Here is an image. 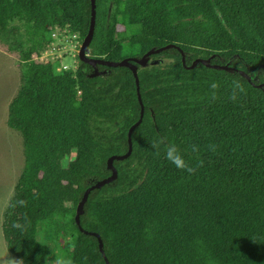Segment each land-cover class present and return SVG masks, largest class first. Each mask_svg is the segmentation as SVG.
Masks as SVG:
<instances>
[{
	"label": "trees",
	"instance_id": "16d2710c",
	"mask_svg": "<svg viewBox=\"0 0 264 264\" xmlns=\"http://www.w3.org/2000/svg\"><path fill=\"white\" fill-rule=\"evenodd\" d=\"M95 10L90 57L168 47L135 63L142 120L130 155L113 161L116 179L88 194L81 226L100 234L109 264H264V0H95ZM90 18L91 0H0V40L23 69L6 120L22 137L23 167L2 235L24 264H52L47 241L60 236L74 264H104L74 216L85 188L111 173L109 156L127 151L140 115L135 77L126 66L79 60L56 71L31 58L48 27L82 41ZM233 81L245 89L236 100ZM160 140L195 174L169 162L163 145L156 155ZM18 199L27 206L12 208ZM25 217L23 232L12 226Z\"/></svg>",
	"mask_w": 264,
	"mask_h": 264
},
{
	"label": "rangeland",
	"instance_id": "374dc122",
	"mask_svg": "<svg viewBox=\"0 0 264 264\" xmlns=\"http://www.w3.org/2000/svg\"><path fill=\"white\" fill-rule=\"evenodd\" d=\"M48 35L50 36L49 32ZM78 40L79 42L72 50L62 48L63 43L56 41L58 43L56 54L61 55L59 59L62 58L63 62L70 65L74 64L75 68L79 62L78 54L82 43L79 36ZM22 74V63L19 60L18 53L9 50L7 45L0 40V264H5L8 256L16 258L6 248L2 235V219L3 211L8 204L15 182L23 167L22 137L17 130L10 128L6 123L8 104L23 81ZM46 229V225L41 224L39 233L44 238H47ZM47 242L53 253L52 259L56 255H66L68 249H70L68 245H71L68 236L48 239Z\"/></svg>",
	"mask_w": 264,
	"mask_h": 264
},
{
	"label": "water",
	"instance_id": "95a60500",
	"mask_svg": "<svg viewBox=\"0 0 264 264\" xmlns=\"http://www.w3.org/2000/svg\"><path fill=\"white\" fill-rule=\"evenodd\" d=\"M95 17H96V10H95V0H91V18H90V24H89V29L87 34L85 35V37L82 40L81 43V47L79 50V60L85 63H88L92 66L96 65V64H103L106 66H126L128 67L134 77H135V82H136V88H137V98L138 101L140 103V115L139 118L136 122H134L128 129L127 132V141H128V148L127 151L123 154H113L111 156H109V158L107 159V168L111 170V173L99 180H96L93 184L89 185L88 187L85 188V190L83 191V194L80 198V200L77 203L76 206V212H75V222L78 225V228L84 232L85 234H89V235H93L97 238L98 241V248L99 251L101 253V255L104 258V264H109L108 258L105 255L104 249H103V240L100 236V234L98 232L95 231H90V230H86L84 229L81 224H80V215L84 212V204L87 200L88 194L90 193L91 190L95 189V188H100L102 187L104 184L110 183L112 182L114 179H116L118 171L117 168L114 166L113 161L115 159L117 160H122L126 157H128L131 153L132 150V140H131V133L134 130V128L141 122L142 120V116H143V111H144V106L141 100V96H140V92H139V79H138V75H137V67L135 63H141L144 64L145 63V58L146 56H148L151 53H155L161 49H164L166 47H168V45L159 47L157 49L151 50L146 52L145 54H143L139 59H132V58H123L121 60H117V61H109L103 58H95V57H90L87 54L88 51V47L90 44V41L92 39L93 36V32H94V26H95Z\"/></svg>",
	"mask_w": 264,
	"mask_h": 264
},
{
	"label": "clouds",
	"instance_id": "9594fccd",
	"mask_svg": "<svg viewBox=\"0 0 264 264\" xmlns=\"http://www.w3.org/2000/svg\"><path fill=\"white\" fill-rule=\"evenodd\" d=\"M211 87L213 89H216L218 87V85L215 82H213ZM244 92H245V89H244L243 85L239 81H233L232 82V90H231L229 99L236 100L237 96L240 93H244ZM216 98H217L216 93L213 92L212 93V99L215 100ZM162 145L164 147L165 158L169 162L174 164L178 169L186 171L189 175L195 174V172L197 170L196 167H193L192 165H190L189 163H187L185 161L184 157L180 154V151L176 147L175 144H167L163 140H160L158 142H153L151 146L156 150V155H159ZM210 148L213 151H215L214 145L210 146ZM198 150H199L198 146H196V145L192 146L193 152H196ZM202 164H203V161H200V163H199V165H197V167L202 166ZM10 206L12 208L26 207L27 201L24 199H18V200H15L14 202H11ZM26 225H27V218L25 217L23 223L20 220H17L12 226L16 229L21 230V232H23L26 229ZM72 246L73 245H68V247H72ZM5 264H24V261H23V259L10 258L8 256L5 260ZM52 264H74V261L70 256L56 255L52 261Z\"/></svg>",
	"mask_w": 264,
	"mask_h": 264
},
{
	"label": "built area",
	"instance_id": "2783aa9c",
	"mask_svg": "<svg viewBox=\"0 0 264 264\" xmlns=\"http://www.w3.org/2000/svg\"><path fill=\"white\" fill-rule=\"evenodd\" d=\"M48 32L50 36H47L48 41L45 44L44 49L39 53H32V60L38 63H50L54 66V69L56 71H64L68 69H72L73 71H75L77 67L75 68L74 64L70 65L68 63L63 62L62 58L59 59L61 55L56 54V45L58 44L57 42L63 43L62 48H70L72 50L76 46V43L79 42L78 34L75 32H71L67 26L58 25L48 27Z\"/></svg>",
	"mask_w": 264,
	"mask_h": 264
}]
</instances>
